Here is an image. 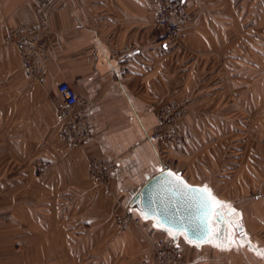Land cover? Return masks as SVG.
<instances>
[{
  "label": "crops",
  "instance_id": "1",
  "mask_svg": "<svg viewBox=\"0 0 264 264\" xmlns=\"http://www.w3.org/2000/svg\"><path fill=\"white\" fill-rule=\"evenodd\" d=\"M183 1L189 10L193 0ZM232 4L240 11H250L245 24L244 18H236L234 26L224 30L221 20L214 18V26L212 14L204 12L202 23L198 17L194 28L187 31L185 47L195 57L210 54L219 59L215 73L223 83L228 78L227 55L234 58L233 80L239 82L245 52L250 58L246 75L257 79L252 98L259 101L264 96V79L258 81L259 73H264V34L258 33L259 23L264 25L260 13L264 0H234ZM223 5L217 10H224ZM156 20L155 0H0V96L9 91L13 102L10 114L0 111V138L7 120L9 137L16 140L13 153L19 159L21 152L25 165L18 167L26 171L21 177L31 178L32 185L40 184L48 191L12 193L9 200L0 194V264L17 260V255L32 262L31 251L35 250L57 260L55 264H157L160 240L177 245L187 264H264V236L258 234L264 224L257 221L254 228L247 220L263 219V211L256 207L249 214L229 211L228 215L208 183L192 181L181 167L169 164L190 185L209 189L227 211L210 222L213 230L208 238L198 222L186 221L193 231L174 230L133 206L149 181L166 170L167 157L179 166V160L194 151L189 141L175 149L149 139L164 105L182 97L192 105L199 101L193 93L200 82L198 70L180 67L179 56L184 51L168 49L170 40L164 39ZM247 24L257 25L256 30L251 27L250 34H243L242 26ZM19 25L49 27L51 60L44 86L28 81L17 48L5 45L10 29ZM230 40L233 44H228ZM62 82L69 83L87 103L92 128L87 142L74 150L59 138L56 115L61 100L56 86ZM195 119L189 117L182 128L186 130ZM2 151L1 146L0 155ZM98 158L115 165L109 185L95 184L88 174L90 161ZM45 162L52 165L38 177L36 170ZM2 170L0 160V190ZM25 181L11 184L15 187ZM127 214L140 222L120 225L116 218ZM217 217L222 222H216ZM1 220L10 221V226ZM18 248L23 253L15 254Z\"/></svg>",
  "mask_w": 264,
  "mask_h": 264
},
{
  "label": "rangeland",
  "instance_id": "2",
  "mask_svg": "<svg viewBox=\"0 0 264 264\" xmlns=\"http://www.w3.org/2000/svg\"><path fill=\"white\" fill-rule=\"evenodd\" d=\"M233 1L234 0H193L192 3L195 2V7L190 8L192 7V3H190L189 10L187 8V13H191L190 22L187 27L182 30L177 40L168 42L170 45H168V49L174 47V49L181 48L179 50L184 51L179 56L180 67L182 66L189 71L198 70L200 82L195 84V89L193 90L194 96L199 99L196 105H192L188 98L182 97L162 107V109H165L166 106L171 103H185L186 114L180 122H178L179 124H177L181 131L180 140L177 144H166L172 145L173 148L178 149L182 143L186 145L189 141L190 147L194 150L189 158L179 160L182 161V164L179 166L172 158L169 159L167 157L165 160L173 167H181L186 170L188 172L187 176L192 181L197 183H208L214 194L224 202L228 213L229 211L232 213L246 211V213L249 214L250 211L256 207L264 213V96L260 97L259 101L252 98V86H254L257 79H251L250 75H246L249 74L247 71L250 68L248 63L250 58L243 52L242 65L244 75L238 80L239 82H235V80H233L235 73L233 71L234 58L232 54H228V78L227 83H223L219 82L217 73H215L219 59L210 54L195 57L196 54L192 52L190 54V52L186 50V44L184 42V37H188L187 31L194 28L192 24H194L198 17L199 21L197 22L200 24L202 23L204 12L212 14L211 18L213 19L217 18L221 20L223 24L221 27L224 30L231 28V26L233 27L236 18L238 20H240V17L244 18L243 24H245V19L250 11L235 9L232 4ZM223 4H226V8L224 10H217L219 7L224 6ZM193 10H196L195 13ZM237 12L240 14L239 17L237 16ZM260 13L264 16V11H260ZM195 14L197 15L195 16ZM215 20L216 19H214L212 23L214 26H217ZM259 24L258 33L261 35L264 34V25L261 23ZM242 27L243 34H250L252 31L251 27H254L256 30L257 25L252 26L247 24ZM163 36L166 37L165 35ZM230 41L231 42L228 44H233L232 40ZM5 45L11 46L7 38L5 40ZM243 47L244 49L247 47L245 43ZM230 64L232 65L230 66ZM1 76L2 75H0V79ZM262 78L264 79V73H259L258 81L262 80ZM1 92L2 90H0V93ZM8 93L9 91L4 93V95H2L3 97L0 96V111L2 114H10V106L13 102H11ZM191 116H196L194 123L190 121L186 126V130L183 129L182 125H185L187 119ZM3 130V138H0V147L2 146L3 149L0 155L3 167V190H0V194L4 196V199L8 200L12 193L26 195L33 192L42 194L44 191L40 184L35 183L36 186H34L30 182L31 178L21 177V174L26 171L18 170V167L21 168L25 165H22L21 152L19 154V159H17L13 153L14 142L16 140H12L9 137V121L6 120V122H4ZM7 130L8 132H6ZM20 140L21 139H18V141ZM46 163L51 162H45L41 165ZM37 171L38 177L44 173L41 170H36V172ZM18 179L19 181L20 179L26 181L19 186L17 185L18 187L16 185L13 187L14 185L11 184L12 181ZM55 189H58V187ZM59 190L62 193V187ZM59 190H56V192ZM45 192L48 191L45 190ZM3 217L6 218L5 216ZM247 220L249 225L252 224L251 226L254 228H256V224L258 227L257 221H259L260 225L264 224V218L257 219L249 217ZM1 221L4 223L2 225L10 226V221ZM131 221H133V219ZM258 231L260 236H264V229H259ZM14 252L15 254H19V252L23 253V249L18 248ZM31 253L34 257L33 260H31L32 262H30V260L27 262L25 257L17 255V260H12L8 264H45L47 261L46 259H48L50 264H55L57 262V260L50 258V256L44 258L42 250L31 251Z\"/></svg>",
  "mask_w": 264,
  "mask_h": 264
},
{
  "label": "built area",
  "instance_id": "3",
  "mask_svg": "<svg viewBox=\"0 0 264 264\" xmlns=\"http://www.w3.org/2000/svg\"><path fill=\"white\" fill-rule=\"evenodd\" d=\"M157 6L156 26L170 41L177 40L182 30L190 22V13L181 9L180 0H155ZM7 36L9 44L15 46L20 54L22 71L27 79L36 84L46 85L49 69L47 25H19L10 29ZM57 97L61 105L57 110L59 138L69 149L82 147L90 138L92 128L87 112V103L80 99L75 89L67 82L57 86ZM185 103H171L159 111V124L150 133L149 139L163 143L177 144L181 131L177 124L185 116ZM166 169H170L165 161ZM51 163L43 164L39 170L46 172ZM115 165L107 160L93 159L89 163L88 174L97 185H109ZM120 225L131 221L130 215L116 218ZM136 223L140 222L134 220ZM157 264H187L183 251L174 243L160 240L156 244Z\"/></svg>",
  "mask_w": 264,
  "mask_h": 264
},
{
  "label": "water",
  "instance_id": "4",
  "mask_svg": "<svg viewBox=\"0 0 264 264\" xmlns=\"http://www.w3.org/2000/svg\"><path fill=\"white\" fill-rule=\"evenodd\" d=\"M176 177H179L188 189L193 191L189 192L188 189L179 185ZM199 189L203 188L190 185L182 173L166 169L149 181L134 200L133 206L141 209L145 217L156 218L164 226L174 230L182 229L190 232L193 231V226L187 225L186 221L193 220L194 224L198 222L207 231L204 234L206 237L212 233L210 222L213 218L227 211L222 208L221 202L211 207L206 206L195 191ZM215 220L218 223L222 222L218 217Z\"/></svg>",
  "mask_w": 264,
  "mask_h": 264
},
{
  "label": "snow or ice",
  "instance_id": "5",
  "mask_svg": "<svg viewBox=\"0 0 264 264\" xmlns=\"http://www.w3.org/2000/svg\"><path fill=\"white\" fill-rule=\"evenodd\" d=\"M170 175H171V174H170ZM175 179H176V181H177V183H178L179 185H182L184 188L188 189V186H187L186 184H184V182H183L179 177H176ZM188 191L191 192V191H193V190H192V189H188ZM195 191L198 193L199 197L202 199L203 203H204L206 206L211 207V206L216 205V204L219 203V202H217V201L215 200V198L212 196L211 191H210L209 189H207V188H203V189H199V190H195ZM237 227L239 228L240 226L237 225ZM166 231H168V234H169L170 236H173V234L171 233L170 230H166ZM173 239H175V236H173ZM189 243H191V241H189Z\"/></svg>",
  "mask_w": 264,
  "mask_h": 264
},
{
  "label": "trees",
  "instance_id": "6",
  "mask_svg": "<svg viewBox=\"0 0 264 264\" xmlns=\"http://www.w3.org/2000/svg\"><path fill=\"white\" fill-rule=\"evenodd\" d=\"M181 1V9L185 12H187V7H186V2H184L183 0ZM164 37V36H163ZM167 37H164V39H166Z\"/></svg>",
  "mask_w": 264,
  "mask_h": 264
}]
</instances>
